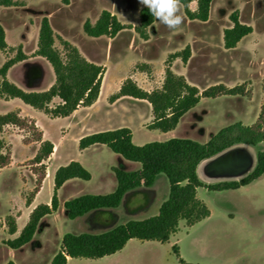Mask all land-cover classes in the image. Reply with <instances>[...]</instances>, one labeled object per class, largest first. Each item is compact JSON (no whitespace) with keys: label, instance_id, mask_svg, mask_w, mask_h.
Returning a JSON list of instances; mask_svg holds the SVG:
<instances>
[{"label":"rangeland","instance_id":"rangeland-1","mask_svg":"<svg viewBox=\"0 0 264 264\" xmlns=\"http://www.w3.org/2000/svg\"><path fill=\"white\" fill-rule=\"evenodd\" d=\"M142 7L139 0H17L16 6H0V24L7 32V42L15 47L8 50L12 55L16 54L17 46L21 43L27 52L34 50L41 19L49 16L56 35L76 45L92 62L106 66L102 101L95 109L83 108L76 118H51L18 98L9 103L0 100V113L16 106L24 107L26 113L38 117L49 137L55 140L62 138L58 159L51 162L50 169L59 163H66L72 157L78 162L77 159H95L100 167L91 165L93 191H110V188L100 187L101 180L102 177L116 180L115 175L109 168H104L110 164L118 166L116 154L107 146L93 147L81 156L78 138L96 129L97 122H105L109 127L129 123L138 143L161 141L156 135L161 131L149 130L144 126L152 117L151 105L146 100L124 97L114 105L109 101V96L119 90L117 85L120 79L129 77L138 62L152 64L155 85L159 86L160 78H164L167 56L190 43L193 51L191 61L184 66L179 59L173 70L184 74L200 90L218 83L228 86L251 83L247 86L252 90L250 97L202 98L192 109L182 127L186 129L187 123L193 126L199 133L195 136L199 142H207L212 133L236 121L254 124L264 106V0H216L212 17L207 22L187 19L182 6L184 22L180 28L170 30L156 19L155 30L150 31L149 40L141 39L133 28L121 30L115 38L91 37L84 32V21L97 20L103 10L117 15L122 23L136 25L140 21L139 11ZM235 10H239L241 21L251 25L254 31L245 36L237 47L226 49L223 31L229 27V16ZM56 46L64 52L58 39ZM4 61L5 52L0 49V66ZM19 73L20 69H16L14 76ZM138 76L144 83L142 88H148L150 83L147 75L140 73ZM143 76L145 80H141ZM48 79L49 73L44 81ZM57 102L58 99L55 100ZM27 130L29 132L11 125L2 134L7 148L11 149V162L0 169V219L9 214L16 216L19 210L26 211L28 189L35 185L32 173L26 168L40 175L39 167L33 164L32 159L28 160L34 154V147L26 143L36 136V131L31 129V125ZM235 148L248 152L254 160L257 153L264 150V143L258 147L238 145ZM24 175L27 182L23 179ZM162 176L167 178L164 174ZM51 194L53 187L51 190L50 179H47L38 199L45 202ZM62 197H65L64 193ZM201 197H204L211 211L209 218L192 227L182 221L172 235V241L177 240L184 259L189 264H264V177L239 189H208ZM128 212L102 209L97 215L94 213L85 219H66L58 223L56 228L38 235V239L43 241L42 247L30 244L14 253L3 243L6 234L0 231V264L10 261L15 264H47L53 254L59 251V233H101L122 224L126 217L132 218L133 214ZM148 213L153 212L150 210ZM151 251L149 247L140 252L141 264H171L176 260L171 246L158 250L160 258L154 259ZM73 264L95 263L82 258L75 259Z\"/></svg>","mask_w":264,"mask_h":264},{"label":"trees","instance_id":"trees-1","mask_svg":"<svg viewBox=\"0 0 264 264\" xmlns=\"http://www.w3.org/2000/svg\"><path fill=\"white\" fill-rule=\"evenodd\" d=\"M197 2V9L192 11L189 4ZM213 0H181L184 12L189 20L206 22L210 17ZM17 5L14 0H0V6L10 7ZM140 23L137 26L123 24L119 18L109 10H103L95 23L87 19L83 24L84 32L91 37L107 36L115 38L126 28H134L140 38H150L148 29L156 18L146 7L139 13ZM232 27L224 29V47L232 49L247 35L254 31L251 25L240 20L239 10L229 16ZM56 39L63 46L64 52L56 46ZM0 49L7 51L9 45L6 40V31L0 24ZM35 55L45 58L53 67L55 82L45 91H27L19 87L7 77L8 71L16 63L27 59L22 46L17 53L0 66V98H18L25 104L41 110L51 118L70 116L79 107H89L99 98L106 67L88 60L77 46L61 36L56 35L50 19L44 16L41 19L38 48ZM192 55L191 46L187 45L181 51L171 53L165 61V77L159 89L147 91L140 87L131 77L126 78L119 91L110 96L113 103L121 97L146 100L152 108V121L147 125L149 129H158L167 132L175 129L182 117L196 107L202 98H218L221 96L250 97L252 90L244 82L235 86L218 83L200 90L191 84L184 75L177 74L172 69L175 59L180 58L187 64ZM136 69L152 75V66L148 63H139ZM264 91V81L262 84ZM58 102L55 103V100ZM8 125L16 126L29 132L27 128L36 131L34 140L41 141L40 148L32 159L40 169L35 190L28 196L29 205L33 195L39 190L46 176L45 161L54 151V144L49 140H42V132L34 120L22 117L20 112L11 111L0 114V169L11 162V151L2 138L4 128ZM264 143V106L252 125H245L240 121L231 123L218 130L207 142H199L190 138H172L166 141H153L137 145L133 141L132 130L128 127L100 131L82 137L79 140V149L83 150L92 145H106L114 153L128 161L141 165L139 170L126 171L113 167L117 180L116 189L108 194H84L65 202L64 208L68 218L76 219L86 213L102 209L118 208L126 194L141 187H151L159 174L168 178L170 189L168 198L162 203L159 213L142 220H129L116 225L101 233H66L63 237L60 250L50 264H67L69 258L99 259L112 255L125 247L130 239L168 242L177 231L180 221L184 220L187 226L206 219L210 216L209 207L197 198V189L207 187L209 190L222 191L238 189L248 185L264 174V150L257 153V163L254 170L239 181L220 182L205 185L198 176V167L206 159L215 157L238 144L257 146ZM90 171L80 162L71 161L57 169L54 178V192L50 204H40L31 213L29 222L17 238L5 241L12 249H19L32 241L40 221L46 215L56 212L59 208L58 190L69 179L78 178L90 180ZM11 234L16 232L14 216L5 218ZM2 222L0 221V228ZM173 251L181 263L179 247L173 245ZM8 264H12L11 262Z\"/></svg>","mask_w":264,"mask_h":264},{"label":"crops","instance_id":"crops-1","mask_svg":"<svg viewBox=\"0 0 264 264\" xmlns=\"http://www.w3.org/2000/svg\"><path fill=\"white\" fill-rule=\"evenodd\" d=\"M14 1L17 3V0H14ZM215 2H216V0L212 1L209 20L211 19L212 14L214 12ZM14 6H16V5H14ZM10 7H13V6H10ZM189 7H190V9L192 11H195L197 9V2L196 1H192L189 4ZM183 9H184V7H183ZM139 13H140V11H139ZM185 16H186V14H185ZM96 21L97 20L92 21V22L95 23ZM139 23H140V21H139ZM139 23L136 24V25H134V24H131V25L137 26V25H139ZM40 24H41V22H40ZM123 24H125V23H123ZM232 26H233V23L231 22L229 27H232ZM229 27H226V28H229ZM39 30H40V27H39ZM151 30H155L154 24L148 29L150 37H151V34H150ZM223 33H224V31H223ZM6 40H7V32H6ZM8 45H9V43H8ZM187 45L191 46V51H192V45L190 43L187 44ZM19 46H22V50H23L24 54L27 55L28 58L23 60V61H20V62L16 63L12 68H10V70L8 71V74H7L8 79L10 81L14 82L15 84H17L19 87H21V88L23 87V89H25L27 91H45V90L49 89L51 87V85L55 82V73H54L53 67L51 66V64L45 58L35 55V52H36V50L38 48V42H37V45L35 46L34 50L31 51V52H27L26 51L25 45L23 43L18 45L17 48ZM11 49H15V47L9 45V49L8 50H11ZM8 50L4 51L5 52V61L7 59H9L11 57H14L16 55V54L12 55V53H9ZM181 50H179V51H181ZM16 51H17V49H16ZM173 53H175V52H173ZM9 54H11V55H9ZM192 56H193V51H192V55H191V58L188 61V63L191 61ZM179 59L180 58H177V59L174 60V62L172 64V69L176 65V63L178 62ZM88 60H90V59H88ZM5 61H4V63H5ZM139 63H147V62H138L137 64H139ZM188 63L187 64L183 63V65L186 66V65H188ZM148 64H150V63H148ZM136 65L133 68V72L131 73V75L129 77L133 78L138 83V85L140 87H142V86L144 87V85H142L144 83H142V81H140V77L138 76V74H140V73H145L147 75L148 83H150V86L148 88L146 87L147 91H152L154 89H159V88L162 87L164 78H160V85L156 86L155 85L156 76L153 73V68H152V75L149 76L146 72H142V71H139L138 69H136ZM150 65L152 66V64H150ZM164 65H165V62H164ZM103 66H105V65H103ZM16 69H20V73L18 74V76H14V71H16ZM106 71H107V69H106ZM47 73H49V79L46 82V81H44V78H45ZM180 75H184V74H180ZM164 77H165V67H164ZM126 78H128V77L124 76V77H122L120 79V81H119V83L117 85V87L119 89H120L123 81ZM141 80H145V77L143 79H141ZM105 85H106V80H105V76H104L98 100L93 105H91L89 107H79L70 116H67V117H64V118H69V119L70 118H76V115L83 108L95 109L100 104V102L102 101V98H103V95H104L103 90H104ZM230 87H232V86H230ZM41 88H43V89H41ZM117 92H115V93H117ZM110 96H109V101H110ZM125 97H128V96H125ZM241 97H245V96H241ZM122 98H124V97H121V98L117 99L115 102H113V103L110 102V103L112 105H114L118 101H120ZM2 99H4V101L6 103H9V101H13L12 99L0 98V100H2ZM263 101H264V98H263ZM5 106H7V105H5ZM11 111H18V112H20V115L22 117H26L28 119L34 120L35 123H36V126L38 127V129L42 132V140L43 141H45V140L51 141L54 144V151L51 154V156L48 158V160L45 161V164H46V176L44 177L39 190L33 195L29 205L27 204V198L35 190L36 181H37V178L40 175H38V173H36L31 168H26L32 173L34 181H35V183H34L35 185H33V187L28 189L29 194L27 195L26 202H25L26 203V209H25L26 211L24 212L22 210H19L16 216L13 215V214H9V215L14 216V218L16 220L17 229H16L15 233L11 234L9 232V230H8V226H7L6 222H5V218L8 215L6 217L0 219V221L2 222V227L0 228V231H3L6 234V237L3 239V243L4 244H5L6 240L17 238L20 235V233L23 230V228L29 222L30 215H31L32 211L38 205H40V204H50L51 203V199H52V195L53 194L49 195L48 199L45 202H42V201H40L38 199L40 193L42 192V190H43V188L45 186V181L47 179H50L51 190H52V187H53V192H54V178H55V174H56L57 169L59 167H61V166L69 164L71 161H75V160H72V159H74L72 157V158H69L66 161V163H59L54 168L50 169L51 162H53L55 159L56 160L58 159L57 156H58V153L60 152V149H61L62 138L60 137L58 140H55V139H52L51 137H49V135L46 132V130L44 129L43 125H41V123L39 122L38 117L36 115H34V114H30L29 115L28 113H26V108H24V107L16 106L13 109H5L3 111V113H0V114H6V113L11 112ZM191 111H192V109L190 111H188L182 117L180 123L178 124V126L175 129L167 131V132H163V131L159 130V131H161V133H158L156 135L159 136L160 140L161 141H166V140H169V139H172V138H190V139H194V140L198 141L199 139L197 137H195V136H197L199 133L197 132V130L193 129V126L190 125L191 126L190 127L189 123H187L186 124L187 128L185 127L186 129H183V127H182V125H184V122L188 119ZM57 118H59V117H57ZM97 121H99V120H97ZM151 121H152V117H151V120L149 122L145 123L144 126L147 129H149L147 127V125L150 124ZM240 122H242L243 124L246 125V123L244 121H240ZM95 125H96V129L91 131L90 134L96 133V132H100V131L117 129V128H120V127H128V128H130L132 130L134 143H136L138 145L145 144V142L138 143L136 141V138H135L136 136H135L133 127L129 123H123L119 127H109L107 125V123H105V122H100V123L97 122ZM9 126H11V125H8V126H6L4 128V131H3L2 134H4L5 130ZM149 130H158V129H149ZM214 134L215 133H212L210 138ZM82 137H84V134H82V136H80L78 139L80 140ZM26 143L28 145H31V146L34 147V154L32 155V157L28 158V160H30V159H33L35 157V155L37 154V152H38V150L40 148V145H41V141H36L33 138L31 141H28ZM261 144L262 143H260L259 145H261ZM238 145H246V144H238ZM238 145L229 148L228 150L222 152L221 154H219V155H217L215 157H212L210 159L204 160L199 165V167H198V176L200 177V179L202 180V182L205 185L215 184V183H220V182L239 181L242 178L246 177L249 173H251L254 170V168L256 166V163H257V158L254 159L252 162H250V165H248V167L244 171H242L240 173H235L233 171V170H235V168L244 167L249 162L248 161V157H247V155H249L248 152L235 148ZM259 145L252 146V147H258ZM97 146H106V145H101V144L92 145V146H90V147H88L86 149L81 150V156L84 155V153L89 151L91 148L97 147ZM10 151H11V149H10ZM77 160H79L80 163L86 169H88L90 171V173L92 175L91 179L88 180V181L82 180V179H78V178H73V179L67 180L60 187V189L58 190V198H59V208H58V210L56 212L50 214V215H46L45 217H43L42 220L40 221V224L38 226V229H37L32 241H30L29 243H27L26 245L22 246L19 249H12L11 248V252L12 253H14V251H17V250H22V249H24V247H26L27 245H30V244L35 245L37 247H42L43 246V241L41 239H38V235L41 232H44V231H46L48 229L56 228L55 226L58 223L66 220V219H70V218H68L67 212H66V210L64 208V204H65V202L67 200L75 198V197L80 196V195H84V194H108L109 192L111 193V192H113L116 189L117 180H114L113 178H103L102 177L100 187L110 188L109 189L110 191H104V192L103 191H93L92 190L93 186L91 184V180L93 179V171H92L91 165H93L95 167L96 166L98 167L99 164L96 163L97 161L95 159L94 160L93 159L92 160L88 159L87 161L84 160V159H77ZM115 160L118 162V166L110 164V165H108L107 168H104V170L109 168L110 170L113 171L112 168L113 167H117V168H122V169H124L126 171H135V170H139L141 168V165L139 163L133 162V161H128V160L124 159L123 157H121L118 154H116ZM262 177H264V174L261 177H259L258 179H256L255 181L251 182L250 184L242 186V187L249 186L252 183H255L258 180H260ZM23 179H24L25 182H27V180H28L25 175L23 176ZM115 179H116V177H115ZM169 189H170V185H169L168 178H165L164 176H162V174H159L157 176L154 184L151 187H141L139 189H136V190L128 192L126 194L122 204L118 208H115V209H121L122 211L128 212V208H130L129 209L130 211L128 213L133 214L132 215L133 217L132 218L131 217H126L127 219L123 223H125V222H127L129 220H133V219L142 220V219H146V218L155 216V215H157L159 213V210H160V207H161L162 203L168 198ZM207 190H208V188L205 187V186L199 187L197 189V198L200 199L201 201H203L205 204H206V201H205L204 197H201V194H205ZM229 190H234V189H229ZM63 193H64V196H65L64 198L62 197ZM150 210H152L153 213H148ZM100 211L101 210L91 211L89 213L84 214L83 216H80V217H78L76 219H71V220H77V219H81V218L85 219V217H89L90 215H93L94 213L97 215V213H100ZM148 214H151V215H148ZM207 218H209V217H207ZM182 221H184V220H182ZM182 221H180V223ZM189 227H192V226H189ZM65 234L66 233H59L58 236H57V237H59L60 248H61L62 240H63V237H64ZM176 242H177V240L176 241H172V236H171L170 240L168 242H165V243H162V242H159V241H148V240H140V239L133 238V239H130L127 242V244L125 245V247L123 249H121L120 251H118V252H116V253H114L112 255H108V256L99 258V259H89V260H92L93 263H95V264H141L142 260H141L140 252L143 249L150 247L152 249V251H151L152 255L151 256L154 259L155 258H160L161 256H160L158 250L161 247H166V246H168V247L171 246V248L173 249V245L177 244ZM60 248H59V250H60ZM180 251H181V249L179 247V252ZM56 253H54L53 256L47 261V264H50L52 262V260H53L54 256L56 255ZM180 256L185 261V263H181L179 261L178 257L176 256L175 262L173 261L171 264H189L187 262V260L184 259L183 255L181 253H180ZM75 259H82V258H69L67 264H73ZM84 259H87V258H84ZM10 262L12 264H15L12 261H10Z\"/></svg>","mask_w":264,"mask_h":264},{"label":"clouds","instance_id":"clouds-1","mask_svg":"<svg viewBox=\"0 0 264 264\" xmlns=\"http://www.w3.org/2000/svg\"><path fill=\"white\" fill-rule=\"evenodd\" d=\"M139 3L170 30L179 29L184 22L181 0H139Z\"/></svg>","mask_w":264,"mask_h":264},{"label":"water","instance_id":"water-1","mask_svg":"<svg viewBox=\"0 0 264 264\" xmlns=\"http://www.w3.org/2000/svg\"><path fill=\"white\" fill-rule=\"evenodd\" d=\"M247 157H248V164L247 165H245L244 167H242V168H235V170H233L235 173H240V172H242V171H244L247 167H248V165H250V162H252L253 160L251 159V157H250V155H247ZM241 162V161H240ZM239 162V163H240Z\"/></svg>","mask_w":264,"mask_h":264}]
</instances>
